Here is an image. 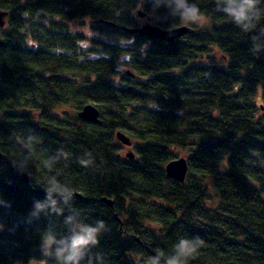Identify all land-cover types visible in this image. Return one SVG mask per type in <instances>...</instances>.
Instances as JSON below:
<instances>
[{
	"label": "trees",
	"instance_id": "obj_1",
	"mask_svg": "<svg viewBox=\"0 0 264 264\" xmlns=\"http://www.w3.org/2000/svg\"><path fill=\"white\" fill-rule=\"evenodd\" d=\"M197 2L211 24H190L166 43L126 31L141 26L139 11L151 18L145 0H0L9 12L0 33L8 157L0 196L11 204L0 208V264L42 260L37 229L49 223L63 234V217L29 223L44 193L9 164L28 136L40 139L38 150L63 153L56 172L75 188L74 206L107 223L93 251L108 264H143L177 234L203 241L191 264H264V52H253L252 34L215 13L213 0ZM157 11L161 28L184 25ZM86 104L98 107L99 123L78 117ZM179 150L189 164L180 184L164 171ZM33 174L47 178L39 160Z\"/></svg>",
	"mask_w": 264,
	"mask_h": 264
},
{
	"label": "clouds",
	"instance_id": "obj_2",
	"mask_svg": "<svg viewBox=\"0 0 264 264\" xmlns=\"http://www.w3.org/2000/svg\"><path fill=\"white\" fill-rule=\"evenodd\" d=\"M152 10L149 16L160 19V12L165 10V19L171 18L180 24L200 25L205 21V13L197 0H151ZM215 13H220L230 20L241 33L252 34L251 45L255 54L264 52V29L258 26L264 22V0H213ZM174 27V23L171 25ZM255 33V34H253ZM41 143L36 136H28L18 146L9 160V164L20 174L27 175L44 193L43 200H34L31 218L39 219L42 215L63 217V234L51 223L43 229H37L39 235V251L43 257L33 264H108L98 249L104 233L109 231L107 223L102 219L90 221L84 212L75 207V188L63 181L56 172L57 164L63 153L47 154L38 150ZM39 160L46 171L47 178L41 184L33 174V165ZM20 162L18 166L17 162ZM79 164L85 168L93 164L92 157L85 153ZM30 166L31 170L26 168ZM11 204L0 196V208H9ZM65 210L68 215H65ZM5 225L0 223V231ZM203 246L199 237L177 234L168 251L156 249L155 253L144 258L143 264H191Z\"/></svg>",
	"mask_w": 264,
	"mask_h": 264
},
{
	"label": "water",
	"instance_id": "obj_3",
	"mask_svg": "<svg viewBox=\"0 0 264 264\" xmlns=\"http://www.w3.org/2000/svg\"><path fill=\"white\" fill-rule=\"evenodd\" d=\"M8 15H9L8 11H4V10L0 11V33H1V30L7 24ZM138 15L139 17L143 18L147 14L142 11H139ZM126 31L131 34H137L142 37H147L150 39H155V40H160L166 43H171L177 39L182 38L184 35L190 33L191 28L186 25H182V26L171 28V29H165V28H161L158 25H154L151 23H145L139 26L138 28L128 29ZM1 44H2V39H1V34H0V46ZM78 117L81 120L89 122V123H99L101 121L100 111L98 107L94 104H86L85 106H83V108L78 113ZM116 136H117V139L123 145L127 147H131L132 145L131 138L125 135V133L119 131L117 132ZM126 156L131 160L134 159V154L131 151ZM0 159L4 161H8V157L4 155L1 151H0ZM164 171L168 178L176 180L177 182H179V184L184 183L188 175V172H189L188 159L185 157L174 159L168 162L167 164H165ZM23 176L25 179H27V175H23ZM101 201L107 204V206H110V207L113 206L112 199L104 197L101 199Z\"/></svg>",
	"mask_w": 264,
	"mask_h": 264
},
{
	"label": "rangeland",
	"instance_id": "obj_4",
	"mask_svg": "<svg viewBox=\"0 0 264 264\" xmlns=\"http://www.w3.org/2000/svg\"><path fill=\"white\" fill-rule=\"evenodd\" d=\"M145 2L149 3V2H151V0H145ZM140 19H141V25L142 24H145V23H151V24L157 25L156 18H153V17H151V18L150 17H148V18L147 17L141 18L140 17ZM210 24H211L210 18L205 15V21L202 24L198 25V26H202V27L204 26L205 27V26H209ZM184 25L190 26V24H184ZM127 148H130V147H127ZM130 151L133 152L132 149H124V154L126 153V155H127ZM186 155H187L186 152H184L182 150H179L178 151V157L177 158L186 157Z\"/></svg>",
	"mask_w": 264,
	"mask_h": 264
}]
</instances>
